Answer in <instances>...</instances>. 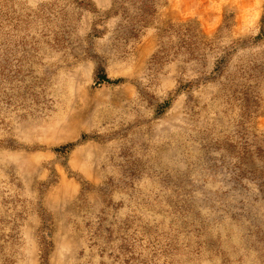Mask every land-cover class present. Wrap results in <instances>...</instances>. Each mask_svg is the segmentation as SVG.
<instances>
[{
    "label": "rangeland",
    "instance_id": "374dc122",
    "mask_svg": "<svg viewBox=\"0 0 264 264\" xmlns=\"http://www.w3.org/2000/svg\"><path fill=\"white\" fill-rule=\"evenodd\" d=\"M0 264H264V0H0Z\"/></svg>",
    "mask_w": 264,
    "mask_h": 264
},
{
    "label": "crops",
    "instance_id": "0c3cea01",
    "mask_svg": "<svg viewBox=\"0 0 264 264\" xmlns=\"http://www.w3.org/2000/svg\"><path fill=\"white\" fill-rule=\"evenodd\" d=\"M152 49V43L151 42H145L140 50L139 53V59L141 60H146V58H148L150 51Z\"/></svg>",
    "mask_w": 264,
    "mask_h": 264
},
{
    "label": "trees",
    "instance_id": "16d2710c",
    "mask_svg": "<svg viewBox=\"0 0 264 264\" xmlns=\"http://www.w3.org/2000/svg\"><path fill=\"white\" fill-rule=\"evenodd\" d=\"M74 145H69V146H66L64 147L65 149H70L71 147H73Z\"/></svg>",
    "mask_w": 264,
    "mask_h": 264
}]
</instances>
